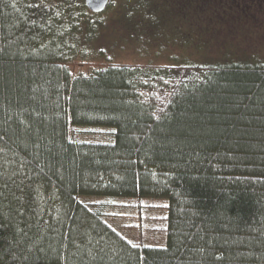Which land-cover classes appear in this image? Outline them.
Instances as JSON below:
<instances>
[{"label": "trees", "instance_id": "obj_1", "mask_svg": "<svg viewBox=\"0 0 264 264\" xmlns=\"http://www.w3.org/2000/svg\"><path fill=\"white\" fill-rule=\"evenodd\" d=\"M0 264H264V0H0Z\"/></svg>", "mask_w": 264, "mask_h": 264}, {"label": "rangeland", "instance_id": "obj_2", "mask_svg": "<svg viewBox=\"0 0 264 264\" xmlns=\"http://www.w3.org/2000/svg\"><path fill=\"white\" fill-rule=\"evenodd\" d=\"M155 5L157 8L160 6L159 2H156ZM157 11H160V9ZM151 18L155 21V26H151L148 32H137L130 41L125 40L122 35L116 34L128 48L127 50H123L121 54H119L120 52L115 54L117 60L176 64L184 60L197 58L203 49V43L196 42L193 39L195 41V44H193L192 41L186 39V41L184 40L183 46V42L179 45L178 43L180 41L176 40V38V41H170L173 39L171 35V38H167L164 43L162 37H167L169 30H166V28L169 25L163 20L164 17L160 13L152 14ZM166 21L170 22V19H166ZM184 26L186 25H182V28ZM179 31L180 33L177 32V36L179 37L180 34V36L184 38L186 34L182 29ZM196 31L198 32L197 28ZM190 34H192V32H190ZM158 37L160 38L154 39ZM191 45H193V47ZM216 45V42H214L210 47Z\"/></svg>", "mask_w": 264, "mask_h": 264}, {"label": "water", "instance_id": "obj_3", "mask_svg": "<svg viewBox=\"0 0 264 264\" xmlns=\"http://www.w3.org/2000/svg\"><path fill=\"white\" fill-rule=\"evenodd\" d=\"M109 0H85L88 8L94 12H100L104 10Z\"/></svg>", "mask_w": 264, "mask_h": 264}]
</instances>
